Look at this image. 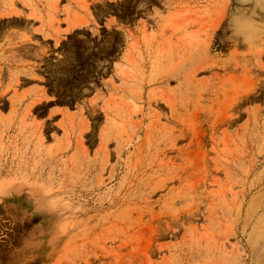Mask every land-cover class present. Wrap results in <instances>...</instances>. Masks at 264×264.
Instances as JSON below:
<instances>
[{
  "label": "rangeland",
  "instance_id": "rangeland-1",
  "mask_svg": "<svg viewBox=\"0 0 264 264\" xmlns=\"http://www.w3.org/2000/svg\"><path fill=\"white\" fill-rule=\"evenodd\" d=\"M0 264H264V0H0Z\"/></svg>",
  "mask_w": 264,
  "mask_h": 264
}]
</instances>
